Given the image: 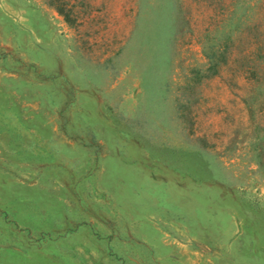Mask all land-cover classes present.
<instances>
[{
	"label": "rangeland",
	"instance_id": "374dc122",
	"mask_svg": "<svg viewBox=\"0 0 264 264\" xmlns=\"http://www.w3.org/2000/svg\"><path fill=\"white\" fill-rule=\"evenodd\" d=\"M0 264H264V0H0Z\"/></svg>",
	"mask_w": 264,
	"mask_h": 264
},
{
	"label": "trees",
	"instance_id": "16d2710c",
	"mask_svg": "<svg viewBox=\"0 0 264 264\" xmlns=\"http://www.w3.org/2000/svg\"><path fill=\"white\" fill-rule=\"evenodd\" d=\"M230 42H231V35L229 33H226L223 36L222 41H220L218 43V44H221L222 48H221V46H219V49H217V53L219 54L220 53V50L223 49L224 47H226ZM209 46H210V49H209L210 51L209 52H206V56L208 58H210V61L213 64V63H215L218 54L214 51L215 49H213L214 47L212 45L209 44ZM212 49H213V51H211ZM219 56H221V55H219Z\"/></svg>",
	"mask_w": 264,
	"mask_h": 264
}]
</instances>
